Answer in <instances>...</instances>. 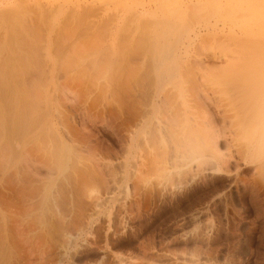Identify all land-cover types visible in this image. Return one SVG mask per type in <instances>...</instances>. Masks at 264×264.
<instances>
[{"label": "rangeland", "instance_id": "obj_1", "mask_svg": "<svg viewBox=\"0 0 264 264\" xmlns=\"http://www.w3.org/2000/svg\"><path fill=\"white\" fill-rule=\"evenodd\" d=\"M16 1L0 0V264H264V73L243 75L244 84L228 68L221 74L220 61L233 52L211 37L225 30L212 24L213 8L189 19L177 11L158 13L148 3L122 10L116 14L121 20L114 15L110 25L111 17L106 20L109 29L96 31L108 15L86 12L85 19V12L72 11L71 18V11L55 8L56 0H31L38 7L32 12L44 2L56 9L50 16L40 7V22L24 7L27 1L21 0L23 10ZM57 1L62 7L76 0ZM177 16L183 29L170 25ZM90 20L96 23L89 22L84 36ZM121 26L135 38L119 36ZM92 30L107 31L105 41L99 35L103 45ZM76 34L85 43L95 34L101 45L93 41L101 48L91 51L95 63L110 53L107 45L116 48L125 38L126 59L113 48L110 63L104 58L92 65ZM141 44L143 56L130 60L127 53ZM66 48L73 52L69 63ZM199 54L205 68H196ZM186 65L202 73L191 77Z\"/></svg>", "mask_w": 264, "mask_h": 264}, {"label": "bare ground", "instance_id": "obj_2", "mask_svg": "<svg viewBox=\"0 0 264 264\" xmlns=\"http://www.w3.org/2000/svg\"><path fill=\"white\" fill-rule=\"evenodd\" d=\"M16 1V0H15ZM21 1V0H20ZM20 1H16L17 3H20L21 4V9L20 10H23L22 9V7L24 6H22V1L20 2ZM28 2V3H24V2ZM35 1V0H34ZM39 2L41 1V0H38ZM46 2L47 1H49V0H45ZM53 1V0H52ZM57 1V0H56ZM56 1H54L53 3H55V8H57L58 10H59V8H61V9H66V10H68V12L69 11H71V13H73L74 11L75 12H79V11H81V12H83V14H85L86 12L88 13V16H91L92 14H93V17L94 18H96L95 16H104V15H108V17H106V18H102L103 19V21L102 22H100L103 26H101V24H100V27H99V23H97L98 25H97V30L96 31H98V29H101V31H102V29L104 28L105 29V27L107 26V25H110L111 23H112V21H113V19H115L114 17L116 16V18H117V13H119V12H121L122 10H124V9H126V13H127V11L128 10H137L138 9V7L140 6H142L143 8L144 7H146V4H153V6H154V9L156 10V12H158V13H166V12H169L168 14H170V12H172V11H177L178 13H180V14H183V15H191L190 17L189 16H187L189 19L193 16V15H196V11L199 9H203L202 11H204V10H206V8H207V10L208 9H210V10H208V11H211V9H212V12H213V10H214V12L216 13V14H214V21L216 22V23H214V21H213V25L215 26V29H216V26H217V23L219 22V23H221L222 25H223V27H222V25H221V27L222 28H224L225 30H223V31H220V32H218L217 30H215L216 32H214L213 33V35L211 36V33H212V31H211V33H209V35L212 37V39L214 38L215 39V41L217 40V41H219L221 44H223V45H221L222 46V48H225L226 47V45H227V47L228 48H230V50L233 52V53H230L229 55H228V57H226V55H225V53H224V55H225V57H224V55H223V53H222V55H223V59H225V61L223 62V63H227V65H226V63H225V66H227V67H224V65H222L223 63H222V61H220L221 62V67H223L222 68V70L220 71V69H221V67H220V69H218L217 71L219 72H221V74H223V69H225V68H228V69H225L224 71H227V70H230L229 72H232V76L234 75L235 77L234 78H236V79H240V78H247V79H249L250 77H251V75L253 74L254 76H256V74L258 75V74H262V73H264L263 71H264V0H113V3L111 4V3H109V4H104V2H103V0H76L75 2H73V3H71V4H66V0L63 2V3H65L66 4V6L65 5H63L62 3H59V4H62V7L60 6V7H56V6H58V1L56 2ZM69 1V0H68ZM72 1V0H71ZM74 1V0H73ZM106 1V0H105ZM109 1H112V0H109ZM31 2H33V1H31V0H25V1H23V3L25 4V6L24 7H27V11H31V13L33 14V13H36L38 10L40 11V9L42 10V13L44 14V12L46 13V11H44V10H46L47 9V12H50L51 14H50V16L52 15V14H54V11L56 10V9H54V11L53 12H51V10H53V7L54 6H52V5H50L51 3L49 2V4L47 3L46 4V2H44V3H42L40 6H39V9L36 11V12H32V10H31V6H33L35 3H33V5H31L32 3ZM31 3V4H30ZM37 4H39L38 2H36ZM19 4V5H20ZM148 4V5H149ZM14 5H16V4H14ZM18 4H17V7L19 6ZM13 5H11V7H12ZM65 6V7H64ZM28 7H30V8H28ZM35 7H36V4H35ZM34 7V8H35ZM41 7V8H40ZM142 7H141V9H142ZM33 8V9H34ZM36 8H38V7H36ZM148 8H150L149 6H148ZM29 9V10H28ZM50 11H49V10ZM65 10V11H66ZM198 10V11H199ZM200 10V11H201ZM38 11V12H39ZM44 11V12H43ZM61 11V10H60ZM73 11V12H72ZM140 11V10H139ZM2 12V11H1ZM15 12V11H14ZM24 12V11H23ZM64 12V11H63ZM63 12H61V13H63ZM67 12V11H66ZM67 12V13H68ZM85 12V13H84ZM211 12V13H212ZM213 12V13H214ZM4 12H2L1 14H3ZM27 13V12H26ZM56 13V12H55ZM58 13V12H57ZM66 13V14H67ZM87 13H86V17H85V19L87 18ZM123 13V12H122ZM122 13H121V15H122ZM130 13V12H129ZM132 13H135L136 14V12H132ZM145 13V12H144ZM178 13H175V14H178ZM202 13V14H201ZM201 13H199V15L200 16H202V15H204V13L203 12H201ZM31 14V15H32ZM81 14V13H80ZM94 14H96L95 16H94ZM193 14V15H192ZM30 15V16H31ZM38 15H41V12H40V14H38V13H36V15H34L33 14V18L34 17H36V16H38ZM46 15H48V14H46ZM61 15V14H60ZM68 15V14H67ZM70 15V14H69ZM77 14L75 13V15H74V13L72 14V16H70L71 18L74 16V18H75V16H76ZM115 15V16H114ZM134 15V14H133ZM161 15V14H160ZM173 15V14H172ZM198 15V14H197ZM198 15V16H199ZM45 16V15H44ZM98 16V17H99ZM102 16V17H103ZM112 16H114V17H112ZM128 16H130V15H128ZM138 16V15H137ZM149 16V15H148ZM171 16V15H170ZM211 16H212V14H211ZM210 16V18H209V24H210V27L212 26L211 25V23H210V19H212L213 17H211ZM1 17V16H0ZM27 18L29 17V16H26ZM39 17H40V20L42 21L43 20V15H42V17L41 16H38V17H36V18H38V20H39ZM65 17V16H64ZM67 17H69V16H67ZM66 17V18H67ZM69 17V18H70ZM82 17V16H81ZM92 17V16H91ZM97 17V18H98ZM111 17V18H110ZM119 17V16H118ZM131 17V22H132V17L133 16H130ZM130 17H125V16H123V18H129V20H130ZM144 16L143 15H139L138 16V18H143ZM174 17V16H173ZM185 17V16H184ZM183 17V18H184ZM186 17V18H187ZM195 17V19L197 18V16H194ZM193 17V18H194ZM208 17V16H207ZM42 18V19H41ZM50 18V17H49ZM59 18V17H58ZM66 18H64V22L65 21H67V20H69V18H67V20H65ZM70 18V19H71ZM110 18V22H108L107 23V25H106V20L107 21H109L108 19ZM120 18H121V16H120ZM120 18H117V19H120ZM134 18V21H135V18H136V16L135 17H133ZM168 18H169V16H168ZM167 18V19H168ZM171 18V17H170ZM179 17L177 16V20L176 21H169L170 23L172 22L173 24H176L177 25V27L179 26L180 27V24H181V22H185V21H182L181 19H178ZM186 18H184V19H186ZM187 18V19H188ZM199 18V17H198ZM202 18V17H201ZM201 18H199V19H201ZM204 18V17H203ZM202 18V20L203 21H205V19H203ZM28 19H30V18H28ZM55 19H56V17H55ZM77 19V18H76ZM90 19V18H89ZM99 19V18H98ZM101 19V18H100ZM101 19V20H102ZM173 18H171V20H172ZM183 19V20H184ZM186 19V20H187ZM188 19V20H189ZM192 19V18H191ZM31 20V19H30ZM35 21H36V19H34ZM39 20V21H40ZM45 20V19H44ZM62 20V19H61ZM74 20V19H73ZM72 20V21H73ZM79 20H80V17H79ZM78 19L77 20H75L74 22H76V21H79ZM82 20V19H81ZM121 20V19H120ZM127 21L128 23H130V21ZM139 20V22H143L144 20H142L141 21V19H138ZM173 20H175V19H173ZM197 20V19H196ZM32 21H33V19H32ZM40 21V22H41ZM48 21V20H47ZM71 21V22H72ZM94 20H90V21H87L88 23L89 22H92V23H96V22H93ZM126 21H124L125 23H123V21H122V26H125L126 25ZM145 21H146V19H145ZM148 21L150 22L151 21V19L149 20L148 19ZM163 21V20H162ZM168 21V20H167ZM190 21V20H189ZM192 21V20H191ZM208 21V20H207ZM34 22V21H33ZM40 22H39V24H40ZM43 22V21H42ZM62 22H63V20H62ZM68 23H70V21H67ZM84 22H85V20L83 19V23L81 22V24H84ZM118 22V21H117ZM147 22V21H146ZM145 22V23H146ZM149 22H147V23H149ZM155 22H156V20H155ZM169 22H168V25H169ZM202 22V21H201ZM37 23H38V21H37ZM36 23V24H37ZM47 23V22H46ZM46 23H41V25L42 24H46ZM68 23H66V24H68ZM79 23V22H78ZM86 24V27H85V25H84V28H82V29H84V31H81L82 32V35H84V36H87V33H85L86 31H87V29L88 28H90L89 26L92 24ZM104 23H105V25H104ZM136 23V22H135ZM140 23V25H142ZM160 23H161V21H160ZM159 23V24H160ZM172 23L170 24V25H172ZM179 23V24H178ZM194 23H195V21H194ZM193 23V24H194ZM196 23H197V21H196ZM205 23V22H204ZM208 23V22H207ZM5 24V23H4ZM34 24V23H33ZM35 24V25H36ZM64 24V23H63ZM74 25L76 24V23H73ZM73 24H68V25H73ZM80 24V23H79ZM79 24H77L78 26H79ZM118 24V23H117ZM137 24V23H136ZM153 24H155V23H153ZM157 24H158V22H157ZM165 24V23H164ZM188 24V23H187ZM192 24V23H191ZM192 24V25H193ZM32 25V24H31ZM40 25V26H41ZM47 25V24H46ZM77 25H75V26H77ZM88 25V26H87ZM128 25V24H127ZM130 25H131V23H130ZM130 25H129V27H130ZM145 25H147V24H145ZM201 25V24H200ZM206 26H207V24H205ZM38 26V25H37ZM43 26V25H42ZM94 26V25H93ZM105 26V27H104ZM112 26V25H111ZM118 26V25H117ZM122 26H121V28H122ZM134 26H136V25H134ZM138 26V25H137ZM151 26V25H150ZM181 26H182V29L185 27H183V25L181 24ZM187 26V25H186ZM203 26H204V24H203ZM205 26V27H206ZM31 27H36V26H31ZM39 27V26H38ZM45 27V26H44ZM47 27V26H46ZM81 27H82V25H81ZM88 27V28H87ZM102 27V28H101ZM113 27V26H112ZM119 27V26H118ZM141 27H143V26H141ZM145 27V26H144ZM148 27V26H147ZM190 27V26H189ZM221 27H218L219 28V30H220V28ZM40 28V27H39ZM79 28V27H78ZM87 28V29H86ZM95 28V29H96ZM107 29H109L108 27H106ZM116 28V27H115ZM121 28H120V32H122V33H120L119 34V36L120 35H122L123 34V32H125L124 31V29L122 28V30H121ZM125 28H127V30H126V32L125 33H127V37H125V38H127L128 39V37H129V40L131 39L130 37H133L134 36V38H135V35H132L131 34V32L130 33H128L129 32V29H128V27H125ZM154 28V27H153ZM157 28V27H156ZM162 28V27H161ZM167 28V27H166ZM195 28V27H194ZM199 28V27H198ZM208 28V27H207ZM212 28H214V27H212ZM42 29V28H41ZM81 29V30H82ZM91 29V28H90ZM90 29H88V31L90 30ZM103 29V30H104ZM106 29V30H107ZM113 29V28H112ZM137 29V28H136ZM36 30H37V27H36ZM80 30V29H79ZM161 30V29H160ZM174 30H175V28H174ZM191 30V29H190ZM189 30V31H190ZM212 30V29H211ZM222 30V29H221ZM87 31V32H88ZM95 31V30H94ZM93 30L91 31L92 33L94 32ZM95 31V32H96ZM105 31V30H104ZM104 31H103V33L102 32H99L100 34H97L98 32H96V34L98 35V38H97V35H96V39L97 40H99L100 38V36H102L101 34H104ZM108 31V30H107ZM106 31V32H107ZM118 31V30H117ZM142 31V30H141ZM144 31V30H143ZM147 30H146V28H145V31L144 32H146ZM159 31V30H158ZM167 31V30H166ZM166 31H164V33L166 32ZM170 31V30H169ZM207 31V30H206ZM210 31V30H209ZM214 31V30H213ZM40 32H41V30H39V34H40ZM81 32L79 31L78 33H80L81 34ZM105 32V36H107L106 33ZM113 32V31H112ZM111 32V33H112ZM116 32V31H115ZM151 32V31H150ZM150 32H149V36H150ZM35 33V32H34ZM86 35H85V34ZM89 33V32H88ZM108 33H110V32H108ZM124 33V34H125ZM140 33V32H139ZM154 33V32H153ZM159 33V32H158ZM220 33L222 34V35H220ZM38 34V35H39ZM60 34V33H59ZM80 34H79V36H78V34H76L77 36H76V38L78 39V37H79V39H82V38H84V37H82V35L80 36ZM90 34V33H89ZM88 34V35H89ZM128 34H131L132 36H128ZM141 34V33H140ZM143 34V33H142ZM141 34V35H142ZM145 34V33H144ZM169 34H170V32H169ZM201 34H203V32H201ZM205 34V33H204ZM203 34V35H204ZM100 35V36H99ZM103 35V36H104ZM108 35H111L112 36V34H108ZM117 35V34H116ZM139 35V34H138ZM146 35L147 34H145V38H146ZM151 35H152V33H151ZM203 35H201V36H203ZM220 35V36H219ZM37 36V35H36ZM89 36H91L92 37V34L91 35H89ZM88 36V38L89 39H87V37H86V43H85V41L82 39L81 40V42L82 41H84V43H83V45L85 46H83V48H85V49H83L82 50V48H81V46L82 45H79L78 43H77V48L79 49V51H81L82 50V52L85 50V51H89L88 52V54L86 53V55L87 56H91V55H93V53H91V51H93L94 53H96V52H98V50H100L101 48L99 47V46H101L100 44H98V43H100L99 41H101V44L103 45V42H102V40L104 39V37L102 36V40H99V41H96L95 40V34H94V37H93V39L97 42V44L99 45H97V44H95L96 42H93L94 40H92L91 41V37H89ZM110 36V37H111ZM148 36V35H147ZM187 36V35H186ZM195 36V35H194ZM197 36V35H196ZM209 36V37H210ZM41 37V36H40ZM81 37V38H80ZM154 37V36H153ZM166 37H167V35H166ZM106 38V37H105ZM108 38V37H107ZM113 39H114V36L112 37ZM125 38H121V39H124V41H126L125 40ZM149 38V37H148ZM148 38H146V39H148ZM167 38H169V37H167ZM195 38V37H194ZM112 39V40H113ZM119 39H120V37H119ZM137 39V38H136ZM161 39V38H160ZM189 39V38H188ZM200 39H201V37H200ZM203 39L206 41V43H208V41L209 40H211V39H208L207 38V36H203ZM208 39V40H207ZM109 40V39H108ZM137 40H139V43H141L140 42V40H142V39H137ZM144 40V39H143ZM152 40H153V38H152ZM166 40V39H165ZM191 40H193V39H191ZM204 40H203V42H204ZM104 41H105V39H104ZM118 41L119 40H117V47H119V48H117L116 47V45H115V47L116 48H114L111 44L110 45H107V47H105V49L106 50H109L110 51V53H108V55H106L107 54V52H106V50L103 48L102 50L103 51H105L104 53L105 54H103V52L101 51V54H103L104 55V57L101 59L99 56V58H98V60H100V61H103V59L105 58V60L108 62V63H110L107 59H109L110 58V56H111V52L114 50V49H116V50H118L119 49V57H120V55H121V57L119 58L118 57V59H120V61L121 60H123V58H125L126 56H123L124 55V53H125V50H124V48H122V46H124L125 48H126V44H128L127 42H129V41H127L126 43H125V45H123V43H124V41L123 40H120V42L121 41H123V42H119L118 43ZM133 41H135V40H133ZM170 41V40H169ZM175 41V40H174ZM188 41H190V39L188 40ZM216 41V42H217ZM77 42V41H76ZM148 42V41H147ZM146 42V43H147ZM152 42V41H151ZM192 42V41H191ZM200 42L201 43H203L201 40H200ZM219 42H217L218 44H219ZM51 43V42H50ZM65 43V42H64ZM115 43V42H114ZM144 44L143 45V47L144 46H146L147 44H149V43H147V44ZM153 43V42H152ZM206 43L204 42L203 44H205L206 45ZM213 43V42H212ZM216 43V44H217ZM225 43V44H224ZM76 44V43H75ZM86 44V45H85ZM109 44V43H108ZM119 44V45H118ZM120 44L122 45V46H120ZM129 44H130V42H129ZM193 44V43H192ZM198 44V43H197ZM211 44V43H210ZM210 44H209V46H210ZM214 44H215V42H214ZM72 45H74V43L72 44ZM69 46L70 48L72 47V49H73V51H77L78 49L77 48H75L74 49V47L73 46ZM80 47H79V46ZM88 45V46H87ZM93 45V46H92ZM94 45H96L95 47H94ZM133 45H134V43H133ZM137 45H140V44H138L137 43ZM212 45V44H211ZM128 46V45H127ZM130 46V45H129ZM148 46V45H147ZM146 46V47H147ZM176 46V45H175ZM180 46V45H179ZM207 46H208V44H207ZM208 46V47H209ZM86 47L88 48L87 50H86ZM90 47H91V50H90ZM92 47H94V49L96 48V47H98V48H100V49H98V50H93V48ZM111 49H109V48ZM146 47L144 48V51H145V49H146ZM150 47V46H149ZM157 47H159V46H157ZM186 47V46H185ZM190 47V46H189ZM197 47V46H196ZM207 47V48H208ZM213 47L214 48H211L210 47V49H215V46L213 45ZM220 47V46H219ZM226 47V48H227ZM60 48V47H59ZM59 48H57L58 49V51L60 50ZM81 48V49H80ZM114 48V49H113ZM123 50H121V49ZM166 48V47H165ZM172 48V47H171ZM180 48V47H179ZM198 48L200 49L199 51H201L202 49H203V51L202 52H204V54H205V49H207L206 47H204L203 46V48H202V45H199L198 46ZM197 48V49H198ZM205 48V49H204ZM225 48V49H226ZM113 49V50H112ZM127 49H131V47L129 48H127ZM126 49V51H128L129 52V50H127ZM137 49V50H136ZM136 49H134V51H137V53L135 54L134 53V51L132 52L131 50V52H129V53H127V54H129V55H127L128 56V58H130V60H131V56L133 55V58L134 57H136V56H138V53L140 52V51H138L139 49H141V50H143V48H142V44H141V47L140 48H136ZM175 49V48H174ZM219 49V48H218ZM62 50V49H61ZM70 49H67L66 48V50L64 49V51H66L67 53H69L70 51H69ZM121 50V51H120ZM133 50V49H132ZM147 50H148V47H147ZM157 50V49H156ZM180 50V49H179ZM227 50V49H226ZM229 50V51H230ZM57 50L55 51L56 53L58 52ZM63 51V52H64ZM218 51H220V50H218ZM222 51V50H221ZM72 52V51H71ZM70 52V54H68V55H66V59H65V57H63L66 61H67V56H72V53ZM114 53H115V51H113ZM112 52V53H113ZM121 52V53H120ZM150 52V51H149ZM148 52V54H150ZM187 52V51H186ZM186 52H185V54H186ZM191 52V51H190ZM206 52H208V50L206 51ZM223 52H224V49H223ZM75 53V52H74ZM80 53V52H79ZM84 53V52H83ZM89 53H91V54H89ZM118 53V52H117ZM132 53V54H131ZM175 53V52H174ZM220 53V52H219ZM218 53V54H219ZM220 53V54H221ZM82 54V53H81ZM97 54V53H96ZM101 54H100V56H101ZM116 54V53H115ZM114 54V55H115ZM140 54H142V56H143V51H142V53L140 52L139 53V56H140ZM163 54V53H162ZM176 54V53H175ZM188 54V53H187ZM200 54H202V53H200ZM199 54V55H200ZM207 54V53H206ZM217 54V53H216ZM231 54H232V56H231ZM48 55V54H47ZM57 55V54H56ZM59 55L61 56V54H58L57 56L59 57ZM74 55V54H73ZM85 55V54H84ZM84 55H83V58H84ZM198 55V54H197ZM203 55V54H202ZM212 55H213V53H212ZM94 56L95 55H93V58H90V60L87 58V60H88V62L90 63L91 61L95 64V66L96 65H98V64H96L97 62H99L98 60H96V63H95V60L94 59H96V56H95V58H94ZM108 56V57H107ZM138 56V57H139ZM151 56V55H150ZM192 56V55H191ZM207 55H205V57H206ZM210 55H208V57H204L205 59H210L211 57H209ZM229 56H230V58H229ZM78 57V55H76V57L75 58H77ZM86 57V56H85ZM116 57V56H115ZM174 57V56H173ZM187 57V56H186ZM195 57V59H193V60H195L194 62L197 64L196 66V68H198V66L199 67H206V65L205 64H207V63H205L203 60V58L201 57V55H200V57L201 58H197L196 56H194ZM73 58V57H72ZM80 58L82 59V57H78V60H80ZM107 58V59H106ZM112 58V57H111ZM111 58L109 59L110 61H111ZM122 58V59H121ZM128 58H127V60H128ZM140 58V57H139ZM148 58H149V56H148ZM214 58V56L212 57V59ZM216 58V57H215ZM218 58V57H217ZM220 58H222L221 57V55H220ZM126 59V58H125ZM138 59V58H137ZM150 59V58H149ZM180 59V58H179ZM207 59V60H208ZM222 59V60H223ZM63 60V59H62ZM64 60V61H65ZM77 59H75L74 61H73V63H76L75 61H76ZM83 60V59H82ZM86 60V59H85ZM94 60V61H93ZM104 60V61H105ZM160 60V59H159ZM181 60V59H180ZM190 60V59H189ZM192 60V59H191ZM69 61H70V59L67 61L68 63H69ZM84 61V60H83ZM125 61V60H124ZM186 61V60H185ZM81 63V61H77V63ZM92 62H91V64H92ZM119 62V61H118ZM127 62H130V61H127ZM135 62V61H134ZM160 62V61H159ZM182 62V61H181ZM184 62V61H183ZM207 62V61H206ZM210 62H212V61H210ZM220 62H218L217 61V63H218V65L217 66H219V63ZM67 63V64H68ZM79 63V64H80ZM106 63V62H105ZM105 63H104V67L106 68V65H107V63H106V65H105ZM126 63V62H125ZM136 63V62H135ZM191 63V62H190ZM209 63V62H208ZM214 63V62H213ZM212 63V64H213ZM119 64V63H118ZM121 64V63H120ZM130 64V63H129ZM151 64H152V62H151ZM184 64V63H183ZM185 64H187L186 62H185ZM189 64V63H188ZM192 64H194L193 63V61H192V63L189 65V67L190 66H192ZM214 64H216V63H214ZM213 64V65H214ZM93 65V64H92ZM99 65H103V64H99ZM111 65V64H110ZM116 65H117V63H116ZM142 65V64H141ZM211 65V64H210ZM108 66V65H107ZM113 66V65H112ZM118 66V68H119V65H117ZM126 66H128V65H126ZM195 66V65H194ZM216 66V65H215ZM229 66V67H228ZM113 67H115V66H113ZM129 67V66H128ZM138 67H139V64H138ZM188 67V65H186L185 67H184V70H185V68H188V69H186V72L190 69ZM211 67V66H210ZM105 68H103V69H105ZM117 68V67H116ZM117 68V69H118ZM126 68V67H125ZM132 68V67H131ZM136 68V67H135ZM141 68V67H140ZM102 69V68H101ZM129 69V68H128ZM133 69V72H134V67L132 68ZM203 69V68H202ZM212 69V68H211ZM211 69H210V71H211ZM111 70H114V69H112V67H111ZM124 70V69H123ZM131 70V69H130ZM138 70V69H137ZM183 70V71H184ZM192 70V69H191ZM188 71L187 72V74L188 73H191V72H193V75H192V73H191V77H193L194 76V71H195V69H194V71ZM83 71H84V69H83ZM103 71V70H102ZM118 71V70H117ZM120 71H122V70H120ZM149 71V70H148ZM198 71V70H197ZM197 71H195L196 73H195V76H196V74H197ZM217 71H214V69H213V72H216L217 73ZM89 72V71H88ZM103 72H107L106 70L105 71H103ZM114 72H116V71H114ZM119 72V71H118ZM136 72V71H135ZM185 71H184V73H186ZM208 72H209V69H208ZM183 73V74H184ZM202 73V72H201ZM201 73H199V74H201ZM228 73V72H227ZM110 74H112V72L111 73H109V75ZM119 74H121V73H119ZM132 74V73H131ZM199 74H197V75H199ZM213 74V73H212ZM103 75V74H102ZM113 75H114V73H113ZM115 75H116V73H115ZM114 75V76H115ZM118 75V74H117ZM184 75H186V74H184ZM184 75H183V77H184ZM204 75V73L202 74V75H200V76H203ZM243 75H244V77H243ZM247 75H249L248 77H246ZM252 75V76H253ZM189 76V75H188ZM188 76H187V78H188ZM189 76V77H190ZM205 76V75H204ZM215 76V75H214ZM227 76V75H226ZM230 76V74H228V76L227 77H229ZM238 76V77H237ZM240 76H242V77H240ZM104 77V76H103ZM113 77V76H112ZM132 77H133V75H132ZM134 77H135V75H134ZM134 77H133V79H134ZM181 77V76H180ZM191 77L190 78H188V79H191ZM227 77H225V79L223 78L222 80H226V79H228ZM107 78H109V76L107 77ZM117 78H121V75H120V77H117ZM116 78V79H117ZM128 78V77H127ZM126 77H125V79H124V81H125V84L126 83H128V82H126L128 79H127ZM197 78V77H196ZM206 78H210L209 76L208 77H206ZM230 78H231V76H230ZM229 78V80L231 81L232 80V78L230 79ZM233 78V79H234ZM115 79V80H116ZM123 79V78H122ZM121 79V80H122ZM129 79L130 80H132L131 79V76L129 77ZM183 79V78H182ZM211 79V78H210ZM214 79V78H213ZM218 79V78H217ZM220 79V78H219ZM218 79V80H219ZM235 79V80H236ZM238 79V80H239ZM247 79H246V81H247ZM113 80V79H112ZM118 80V79H117ZM229 80H227V82L229 81ZM244 80V79H243ZM124 81L122 80V81H117V83H119L120 82V84H119V86L121 85V82H122V84H124ZM129 81V80H128ZM136 81V80H135ZM138 81V80H137ZM216 81V82H215ZM230 81H229V84H230ZM213 82H215L216 83V85L218 84L219 86H220V84L222 85H225L224 83H223V81H222V83H221V81H220V84L219 83H217L218 81L217 80H213L211 83H213ZM241 82H243V84H244V81H241V79H240V83ZM249 82V81H248ZM112 83V82H111ZM132 83V82H131ZM135 83V82H134ZM133 83V84H134ZM136 83H138V82H136ZM135 83V84H136ZM140 83V82H139ZM226 83V82H225ZM233 83V82H232ZM231 83V84H232ZM234 83H237V81H235ZM141 84H143V83H141ZM245 84H246V82H245ZM116 85H118V84H116ZM127 86H128V84H126ZM126 85H124V87L121 85L120 86V88L122 89V90H125V88L127 89V87H126ZM138 85V84H137ZM137 85H135V87L137 88L138 86ZM146 85V84H145ZM215 85V86H216ZM233 85V84H232ZM147 86V85H146ZM230 86V85H229ZM241 86V85H240ZM240 86H238L239 87V89L241 88ZM123 87V88H122ZM228 87V86H227ZM231 87V86H230ZM233 87V86H232ZM243 87V86H242ZM263 87V86H262ZM139 88V87H138ZM234 88H235V86L232 88L233 90H234ZM220 89V88H219ZM226 89V88H225ZM238 89V88H237ZM224 90V89H223ZM227 91H228V89H226ZM236 90V89H235ZM245 90V89H244ZM243 90V92H245V91H247V90H250V88L248 89V88H246V90L244 91ZM242 91V90H241ZM264 91V90H263ZM185 92V91H184ZM250 93L252 92V91H249ZM240 93H242V92H240ZM264 93V92H263ZM245 96V95H244ZM206 98H207V96H206ZM205 98V99H206ZM256 101V100H255ZM258 101L259 100H257V103H258ZM243 102H244V100H243ZM246 102H248V101H246ZM254 103V102H253ZM256 103V102H255ZM254 103V104H255ZM256 103V104H257ZM253 104V105H254ZM246 106V105H245ZM247 107V106H246ZM244 108V107H243ZM252 108V107H251ZM255 108V107H254ZM249 111V110H248Z\"/></svg>", "mask_w": 264, "mask_h": 264}]
</instances>
